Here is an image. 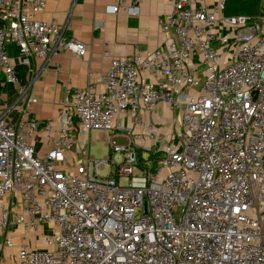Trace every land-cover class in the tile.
Segmentation results:
<instances>
[{
	"label": "built area",
	"instance_id": "obj_1",
	"mask_svg": "<svg viewBox=\"0 0 264 264\" xmlns=\"http://www.w3.org/2000/svg\"><path fill=\"white\" fill-rule=\"evenodd\" d=\"M166 1L164 44L110 57L101 92L68 86L55 119L39 121L8 46L21 66L88 47L37 17L45 0H0V69L20 107L15 123L0 115V246L14 228L51 232L43 248L21 242L18 264H264V0L232 16L225 0ZM119 11L138 6L112 0L107 12ZM158 104L175 134L145 121Z\"/></svg>",
	"mask_w": 264,
	"mask_h": 264
},
{
	"label": "crops",
	"instance_id": "obj_2",
	"mask_svg": "<svg viewBox=\"0 0 264 264\" xmlns=\"http://www.w3.org/2000/svg\"><path fill=\"white\" fill-rule=\"evenodd\" d=\"M134 1L138 6L135 16L123 11L107 12L112 0H45V8L37 17L55 21L66 39L84 43L88 49L83 58L63 51L46 60L32 57L28 66H21L17 46H8L11 61L20 67L18 77L24 72L23 82L29 84V92L34 99L32 117L39 121L55 119L59 101L68 86L79 89L89 87L93 92H101V77L108 68L110 57L127 56L135 50L149 53L167 41L158 25L159 17L170 12L167 1ZM204 2L212 6L216 0ZM141 75L149 79L145 70H141ZM15 100L16 89L6 82L0 69V115L5 113L11 123L17 122L20 117V107L15 104ZM172 118L173 114L162 104H158L151 114L144 115L145 121L154 122L163 132L171 131ZM94 136L102 138L100 133ZM31 144L37 155H42L50 148L41 133L32 136ZM12 236L13 246H0V264H18L22 229H12Z\"/></svg>",
	"mask_w": 264,
	"mask_h": 264
},
{
	"label": "rangeland",
	"instance_id": "obj_3",
	"mask_svg": "<svg viewBox=\"0 0 264 264\" xmlns=\"http://www.w3.org/2000/svg\"><path fill=\"white\" fill-rule=\"evenodd\" d=\"M171 131L172 134L177 132V126L175 121L171 122ZM117 144H121V139L116 140ZM90 154L94 155L96 158H102L106 155V149L104 148L103 142L101 140H96L95 144L90 148ZM142 155H146V152L143 151ZM107 172V168L100 170L99 174L104 175ZM43 232L44 235H50L49 227L45 225L39 226L36 232H26L24 237H21V242H26L32 248H43V241L40 237V233Z\"/></svg>",
	"mask_w": 264,
	"mask_h": 264
},
{
	"label": "trees",
	"instance_id": "obj_4",
	"mask_svg": "<svg viewBox=\"0 0 264 264\" xmlns=\"http://www.w3.org/2000/svg\"><path fill=\"white\" fill-rule=\"evenodd\" d=\"M260 5V0H225L223 14L226 16L256 15L260 12ZM19 69L20 67H15L16 72ZM19 75L21 81H24V72L20 73Z\"/></svg>",
	"mask_w": 264,
	"mask_h": 264
}]
</instances>
